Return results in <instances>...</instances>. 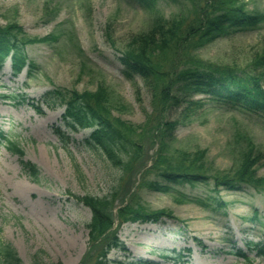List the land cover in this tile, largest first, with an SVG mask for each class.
<instances>
[{
    "label": "rangeland",
    "instance_id": "obj_1",
    "mask_svg": "<svg viewBox=\"0 0 264 264\" xmlns=\"http://www.w3.org/2000/svg\"><path fill=\"white\" fill-rule=\"evenodd\" d=\"M241 4L250 14L264 15V0H241ZM178 12L165 0L152 10L134 0H0L1 27L17 25L31 40L53 38L25 47L32 70L27 67L14 77L8 59L0 73V129L12 135L23 160L40 172L39 183H33L17 155L0 144V238L23 264H80L88 255L86 225L92 215L75 198L109 195L121 174L98 151L82 146L90 130L70 132L61 122L63 106L48 107L41 97L54 89L94 93L103 86L111 94L115 118L143 125L152 112L151 93L140 78H125L118 58L134 37L152 29L157 18L170 19ZM263 49L264 23L254 32L217 41L198 56L243 70ZM22 98L25 103H20ZM29 99L40 112L28 105ZM185 109L181 104L165 115L167 121L182 122L171 147L175 160L180 152H204L206 175L234 177L252 143L260 155L256 175L264 179L263 118L207 107L185 120ZM55 125L73 138L68 150L54 134ZM153 142L150 135L143 139L140 162L146 167L136 165L130 172L132 185L124 182L116 200L119 205L137 191L143 177L156 178L144 172L157 151ZM172 190L171 194L140 191L150 210L169 211L173 218L122 227L119 237L129 253L112 251V264H130L129 256L159 264H264V257L247 245H264V187L215 190L210 181ZM183 196L206 205L184 203ZM239 250L245 258L235 254Z\"/></svg>",
    "mask_w": 264,
    "mask_h": 264
},
{
    "label": "trees",
    "instance_id": "obj_2",
    "mask_svg": "<svg viewBox=\"0 0 264 264\" xmlns=\"http://www.w3.org/2000/svg\"><path fill=\"white\" fill-rule=\"evenodd\" d=\"M134 1L152 10L160 0ZM165 1L177 6L178 14L170 19L157 18L152 29L134 37L129 49L118 58L125 78L130 81L140 78L151 93L152 112L143 125L135 126L115 118L112 114L115 107L111 94L103 86L94 93L54 89L44 93L40 99L48 107L61 104L64 108L61 115L63 126L70 132L90 130L89 135L81 142L82 146L98 151L110 165L121 171L109 195L75 198L92 215L86 225L88 255L80 264H112L109 258L112 251L129 253L119 237L122 227L127 224H158L166 218H173L169 211L150 210L140 195L142 189L171 194L172 186L206 185L210 181H213L215 190L223 188L226 191H239L243 186L260 190L264 187V179H259L256 175L260 155L255 154L252 143L234 177L215 175L211 178L205 174L202 166L204 152L194 155L180 152L175 160L171 147L177 139L176 131L182 122L165 119L170 109L181 104L186 105L185 120H191L207 107L229 112L239 111L264 119V49L252 60L248 69L243 70L238 66L207 62L198 56V52L219 40L259 30L264 23V15L248 13L241 0ZM52 40L53 38L31 40L21 27L14 24L0 26V73L8 59L14 77L27 67L32 70L24 52L25 47ZM15 97L9 99H16ZM197 97L204 99L196 100ZM25 102L22 98L20 103ZM28 105L40 112V106L30 99ZM52 130L62 147L68 150L74 142L73 138L60 126H53ZM148 135L157 145V151L151 166L144 172L156 178L145 180L143 177L137 191L121 206L116 201L117 196L125 181L132 185L130 172L136 165L146 167L140 160L143 158L142 141ZM0 144L17 155L23 172L33 183H39L40 172L37 166L23 160V152L13 141L12 135L1 129ZM181 201L202 207L206 205L187 196L181 197ZM247 245L264 257V245ZM235 254L246 257L240 250ZM129 259L130 264H159L151 260H137L132 256ZM0 264H23L14 248L1 238Z\"/></svg>",
    "mask_w": 264,
    "mask_h": 264
}]
</instances>
